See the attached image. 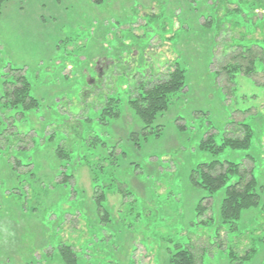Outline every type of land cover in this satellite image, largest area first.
<instances>
[{
	"label": "rangeland",
	"instance_id": "obj_1",
	"mask_svg": "<svg viewBox=\"0 0 264 264\" xmlns=\"http://www.w3.org/2000/svg\"><path fill=\"white\" fill-rule=\"evenodd\" d=\"M178 2L184 4L182 0H11L4 5L0 16V62L24 68L33 93L36 90L35 95L44 103L66 92L64 76L80 89L82 72L89 74L87 80L93 83L94 71L113 74L119 64L127 61L132 71L147 73L154 68L158 73L180 59L187 71L188 86L186 97L154 123L153 127L162 131L142 142L140 148L125 141L128 134L140 132L141 128L128 108L113 126L112 136L124 140L122 148L129 154L118 178L127 183L133 195L125 199L117 189L108 195L106 209L110 218L102 224L104 233L99 229L103 214L100 217L90 206V168L82 165L78 154L67 170H72L73 183L85 194L88 212L86 215L77 209L59 229L53 224L60 222L57 210L66 200L61 196L62 186L55 182L59 163L51 151L39 148L34 155L36 165L21 171L36 173L37 180L27 200L18 201L16 196L7 200L0 182V264H62L54 254L62 241L87 250L90 256L86 264H167V244L173 246V242L180 243L186 236L192 238L198 255L207 252L206 257L203 254L207 264H241L230 261L229 251L242 259L251 250L246 237L231 236L226 229H221L215 238L221 194L215 201L205 202L208 209L199 219H212V228L192 233L194 208L204 194L192 188L189 173L194 165L213 159L200 149L208 122L220 134L236 109L252 107L253 113H264V75L259 74L256 80L237 75L235 96L226 100L209 75L212 35L201 28L202 14L211 0H192L200 6V12L190 5L179 11ZM222 50L220 47L217 54ZM44 118L32 117L35 129ZM262 126L261 137L257 138L259 149L254 151L261 160L258 177L264 185ZM179 127L186 129L183 134ZM34 150L29 153L37 151ZM129 163L139 164L142 169L132 172ZM4 169L7 167L0 165V177L6 178L11 188L13 181H9ZM45 184L52 190L47 194ZM261 199L263 204L245 215L242 229L257 228L256 221L264 223V193ZM255 236H264L262 229ZM243 264H264V247L258 245L256 256Z\"/></svg>",
	"mask_w": 264,
	"mask_h": 264
},
{
	"label": "trees",
	"instance_id": "obj_2",
	"mask_svg": "<svg viewBox=\"0 0 264 264\" xmlns=\"http://www.w3.org/2000/svg\"><path fill=\"white\" fill-rule=\"evenodd\" d=\"M10 1L0 0V16L4 5ZM182 1L184 4H176L179 11L190 5L195 12H200V6L192 0ZM205 8L201 28L210 32L213 39L209 75L225 99H233L237 75L254 80L259 74L264 75V0H211ZM121 41L118 40L119 43ZM142 45L145 46L146 41ZM220 47L223 50L217 54ZM128 52L131 53V49ZM132 67L127 61L119 64L113 74L104 71L100 76L94 71L91 74L94 83L87 80L89 74L82 72L80 89L75 87V81L62 76L63 82H67L66 92L44 103L35 95L36 90L33 93L32 82L24 68H13L0 62V165L7 167L4 170L9 181H13L9 188L7 179L0 177L7 200L14 196L18 201L28 199L33 182L37 180L36 173L24 174L21 171L36 165L34 155L42 148L51 151L59 163L58 181L55 182L62 186L61 196L66 200L57 210L60 222L57 220L59 223L53 224L55 228L59 229L61 223L67 221L66 217L74 216L79 208L87 215L85 194L73 183L72 170H67L78 154L82 165L90 168L93 190L90 206L92 209L94 206L100 217L103 214L101 225L108 222V195L115 193L116 189L125 199L133 195L127 183L118 178L129 154L122 148L124 140L112 136L113 126L121 121L124 110L128 108L141 128L140 132L128 134L125 141L140 148L142 142L162 131L153 127L156 120L187 94L188 75L180 59L173 61L165 72L157 73L154 68L147 73L135 72ZM251 110L252 107L232 111L220 134L208 122L200 149L213 159L194 165L189 173L192 188L204 194L194 208L192 233L212 228V219H199L208 209L205 202L215 201L221 194L217 213L220 224L215 238L219 237L221 229H226L231 236L246 237L252 248L245 257L239 259L232 250L229 251L230 261L238 260L241 264L256 256L258 245L264 247V236H255L258 229H262L264 234V223L256 221L257 228H241L245 215L263 204L261 198L264 193V185L258 177L257 165L261 160L254 151L259 149L257 138L261 137L262 124L264 129V113ZM44 116L45 121L41 120L35 129L32 117L41 119ZM179 130L183 134L186 129L179 127ZM213 130L217 132L213 133ZM31 149L37 151L30 154ZM129 168L132 172L142 169L139 164L130 163ZM49 191H52L50 185L45 184V194ZM103 225L99 227L102 233L105 232ZM74 228L72 226L71 230ZM165 250L167 264H207V252L198 255L189 236L180 243L173 242V246L168 243ZM88 253L62 241L54 254L62 264H86L89 263L85 262L90 256Z\"/></svg>",
	"mask_w": 264,
	"mask_h": 264
},
{
	"label": "flooded vegetation",
	"instance_id": "obj_3",
	"mask_svg": "<svg viewBox=\"0 0 264 264\" xmlns=\"http://www.w3.org/2000/svg\"><path fill=\"white\" fill-rule=\"evenodd\" d=\"M96 68V67H95ZM96 70V69H95ZM97 72V71H96ZM97 74H99L100 76L103 75V72H97ZM93 81V80H92ZM94 83V82H93Z\"/></svg>",
	"mask_w": 264,
	"mask_h": 264
}]
</instances>
